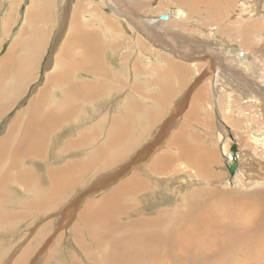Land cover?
<instances>
[{"label":"rangeland","instance_id":"obj_1","mask_svg":"<svg viewBox=\"0 0 264 264\" xmlns=\"http://www.w3.org/2000/svg\"><path fill=\"white\" fill-rule=\"evenodd\" d=\"M32 1L0 0V106L7 101L8 96L17 94L11 105L0 113V264H94L89 258L97 256L104 249L110 251L104 244L108 235L100 229L88 230L89 223L93 221L82 222L81 215L85 214V206L94 204L92 202L98 204L92 206L93 211L89 209L90 216L95 217L94 211H98L97 208L107 210L99 203L106 194L113 195L110 200L120 201L125 205L122 211H127V214L118 216L120 221H113L119 230L116 240H120L131 230L124 223L127 219L142 220L146 215L153 219L156 218L155 213L181 211L187 207L193 211L209 212L208 207H197V202H202L203 198L190 195L197 191L195 189L203 188L202 193L206 195L205 206L211 202L219 205V197L229 194L232 203L229 202L231 207L228 210L235 214L237 222L250 212L246 211L250 210L249 201L253 199L250 196L257 194L259 197V188L264 190V181L263 184L260 182L264 180V149L249 146L245 138L253 132L264 133V84H261L264 81L261 80L256 65L243 68L245 65L238 63L241 64L239 67L234 61L229 63L225 59L237 50H245L247 62H252L253 52L241 46L250 48L248 40L247 43L242 42L245 36L246 39L249 36L257 39V35H260L264 40V0H259L260 12L253 18L248 13V4L253 0H216L219 3L217 2V11L213 16L208 7L197 4L198 0L184 3L177 0L181 4L175 0H115L121 13L115 10L116 6H111L113 2L109 0L107 4L106 0H40L45 5L43 8L49 9L51 14L45 15L48 16L47 19L32 20L29 24L25 20L27 9L39 6V0ZM208 1L211 3V0ZM178 10L184 12L186 20L181 31L180 22L173 16L175 23L165 26L166 29H158L157 22L149 24L143 21L150 18L157 21L159 15H175ZM193 11L195 12L191 13ZM66 13L68 15L64 21ZM76 13L83 21V30L79 32L71 28L74 19L78 18ZM102 15L109 17V20ZM62 23L66 26L65 32L64 28L60 29ZM105 26L108 28L107 32H104ZM88 28L94 31V36ZM209 29L214 33L215 39L210 37L207 32ZM167 30L169 34L179 32L182 38L175 40L172 36L169 37L171 44L179 42L188 46V40L194 39L204 45L203 52L206 53L209 51L207 47H212L216 42L227 44L232 52L227 56L222 52V55L216 57L227 66L230 64L232 74H235L233 77H250L251 80L261 81L254 82L260 95L257 99L260 104H255V108L250 107L243 98L232 97L231 94L229 99L228 89L217 84V65L214 72L209 71L212 56L209 54H201L192 61H183L179 65L182 68L177 78L162 72L161 70L172 71L174 65L173 58L163 52L171 56H182L176 51H179L178 48L160 41L163 35H168ZM143 33H147L149 39H145ZM69 34L72 35V41L65 45ZM141 38L147 47L143 49L145 54L138 55L141 44L138 45L137 40ZM32 46L39 47V51L35 52ZM259 53L263 58L264 49ZM8 55L20 60L21 66L22 58L26 56L33 59V64L28 69L23 64L15 76L4 77L2 72L8 64ZM93 55H98L100 61L91 57ZM151 55L155 58L151 59ZM161 65L163 68L160 70ZM244 71L246 74L242 73ZM242 77L239 82L245 81ZM153 79L161 82V86L153 84ZM178 83H184V88H179ZM95 85L103 86L102 94V88L97 90ZM196 89L199 96L192 97L190 93L181 105L183 90ZM90 90L99 92L97 98H86ZM149 93L154 95L152 101L147 99ZM144 95L145 101L142 99ZM161 95L165 106L150 127L148 113L153 112H146L143 104L148 110L160 111L155 106ZM179 107H182L179 116H183V120H177V116H174ZM45 111L52 118L43 131L20 140L19 136L29 114L35 113L42 122L45 115H41ZM67 111L71 112L60 127L57 116ZM171 120L174 122L170 127ZM99 122H103V125ZM156 124H159L157 128ZM147 126L150 128L147 129ZM121 132H127V136L119 142L116 149L108 151L107 163L94 166L93 154L103 145V140ZM178 133L186 136L189 149L195 148L196 153L202 152L201 163L208 167L205 175L211 177L208 183L195 177L198 174L197 168L192 163L182 164L181 168H175L166 177H159L155 181L143 171L150 158L141 160L136 165L132 163L134 157L143 158L147 149L156 155H163L164 152L179 154L178 147L173 148V151L164 149V145H168ZM26 140L34 149L42 150L44 157L20 152L26 145ZM149 144H153V147H149ZM204 152L207 154H203ZM185 154L193 156L188 150ZM8 159L14 161L16 167L20 161L26 164L22 167L24 171L26 168L32 172L34 166L36 179L30 181L34 185H38L41 177H47V173L53 168L62 170L65 185L59 194L58 205L54 207L53 201L48 197L36 206L35 199L47 194L41 195L37 191L50 187L49 184L45 182L40 187L33 188L16 182L17 180L9 181L5 177ZM180 169L183 172L178 171ZM239 170L244 171L241 173L243 179L250 180L248 175L252 173L250 178L255 181L251 186L236 185ZM135 171L140 178L150 183V193L146 196L140 189L134 188L130 196L126 193L124 199L115 197ZM17 172L13 175H17ZM180 178L187 180V185H183ZM202 193L200 191L201 195ZM224 199L226 198L222 197ZM113 211L107 212L110 214ZM226 216L225 213L218 220L222 223ZM108 224L109 222H104V226ZM75 236L82 239L80 246L76 245ZM92 244L95 246L94 250L91 249ZM169 263L168 259L161 262Z\"/></svg>","mask_w":264,"mask_h":264},{"label":"bare ground","instance_id":"obj_2","mask_svg":"<svg viewBox=\"0 0 264 264\" xmlns=\"http://www.w3.org/2000/svg\"><path fill=\"white\" fill-rule=\"evenodd\" d=\"M109 1L113 2L111 6L112 7L116 6L117 9H115V10L118 13H121L120 11H118V9L120 10L119 4L116 3L115 0H109ZM175 1L178 2L177 0H175ZM181 1H183V3H184V2H188L190 0H181ZM33 2H34V0L32 1V3ZM217 2L218 1H216V0H211V3L208 0H198L197 4L201 5L202 7H208L209 11L211 10L210 11L211 16H213L217 11V8H216ZM107 3H108V0H106L105 4H107ZM178 3L181 4L180 2H178ZM258 3H259V0L258 1L253 0V1L249 2V4H248V8H249L248 13L249 14L251 13L252 18L257 16V12L259 15L260 6L258 5ZM38 4H39V6L37 8L34 9L32 7V9H31V7H30L26 11L25 20L29 24L31 23L32 20L38 21V20H42V19H47L48 16H45V15L50 13L49 9L45 10L43 8L45 5H43L44 3L42 1L39 0ZM194 12L195 11H193L191 13H194ZM176 14H177V16L175 17ZM176 14L175 15H173L171 13H167V15L163 14V15L168 16L167 20H161L160 19V16L162 15L161 14L158 16L157 21H155V19H153V18H150L149 20L148 19L143 20V21H146L149 24L157 22L158 29H160V28L166 29L165 26L175 23V21L172 20V16H173L174 18H176V20H178V22H180L179 23V27H180L179 31H181L182 30L181 26L184 25L186 22V20L184 18L185 15H183L184 12L182 10H178ZM67 15H68V13H66L64 21H66ZM76 15H78V14L76 13ZM51 16L52 15H50L49 18H51ZM237 16H238V13H237ZM263 16H264V14H263ZM103 17L106 20H109V17H107V16H103ZM122 17H123V15H122ZM252 18H250V19H252ZM63 23H62L60 29L65 27L64 26L65 24H63ZM82 25H83V21H81V18L78 15V18L74 19L71 28H74V30L72 29L73 31L79 32V31L83 30ZM133 25H134V27L136 26L135 24H133ZM206 26H208V25H206ZM71 28L69 29V31L71 30ZM28 31L32 32L33 30H28ZM88 31L90 32L91 35L94 36V31H92L91 28H88ZM107 31H108V28H107V26H105L104 32H107ZM207 32H209V35L211 38L215 39V35L211 29L207 30ZM262 32H263L262 35H264V30ZM140 33H141V31H140ZM167 34L168 35H163V37H161L160 41L165 42V44H167L169 46L173 45L168 41V38L171 36L175 40H182L179 32H177L176 34H169V32L167 30ZM260 34H261V32H260ZM142 35L144 36L145 39H149L147 37L148 36L147 33H145V34L143 33ZM165 36L167 37V39H165ZM239 36L241 38H243V36L241 34ZM137 39H138V36H137ZM186 39H187V37H186ZM247 40L249 42L250 48H247L244 46H241V47L245 48L248 51L253 52L252 54L254 55V58L252 59V62H247V55H246L247 51H245V50H237L236 52H234V54L232 53V56H231L229 54L232 52V50L229 49L230 47L227 46V44L222 43V42L221 43L216 42L212 47L206 46L207 48H209L208 53H206V52H203V50H205L204 45H201V43L197 42V40L191 39V40H188L189 41L188 46H185V45L183 46L182 43H179V42H177L175 45H173L179 49V51L178 50H176V51L180 52L182 54V56H180L178 54V56H177L178 58L176 56H174V54H173V56H174L173 57V56H171V54H168L167 52H163L168 57L173 58L174 65H173L172 71L161 70V68H163L162 63H159V64H162L161 66H159V68L166 75H171V76H174L177 78L178 72H180L181 68H182V66H179V65L181 63H183V61H186V62L192 61V59H196L201 54L202 55L203 54L204 55H206V54L212 55L210 57L211 58V61H210L211 65H210L209 71L214 72L215 66L217 65L218 69H217L216 73H217L218 78L216 79V81H217L218 86H222L223 89H225V88L228 89L227 95H228L229 99L231 98V95H232V97L236 96V97L243 98L244 99L243 101H246V103H248L250 105V107L255 108V104H260V102L257 100L260 95L254 87V86H256V83H254V82L261 83V81H259L257 79H256L257 81L251 80L250 77L247 78V77L240 76L243 79H245V81L241 80V82H239L238 80L240 79V77H233V76H235V74H232V70L230 68L231 66L229 64L231 61H234L235 64H237V65H238V63L243 64V66L245 65L243 68H245L246 66H248L249 68L250 67L252 68L253 66L256 65L257 71L260 72V78L262 81H264V57L262 58L261 57L262 55H260V53L258 54V52H261V50L264 49V40L260 37V35H257V39H256V37H253V36H249L246 39V36H245V39L242 42L247 43ZM71 41H72V35L69 34L68 37H66L65 45H69L71 43ZM139 43L141 45H140V48L138 49L139 54L138 53L137 54L138 55L145 54L143 49H146L147 46L146 47L144 46L145 42L142 43V38L139 41L137 40L138 45H139ZM223 44H225L226 48H224ZM227 47H229V48H227ZM32 49L35 52L39 51V47L32 46ZM169 49H171V47ZM215 50L217 53L215 52ZM222 52L225 54V56L229 55L226 57L228 60L227 59H225V60L227 62H229L228 64L230 67L227 66L225 63L221 62L220 59L218 57H216V55H219V56L222 55ZM170 53H173V52H170ZM158 55H159V57L161 56V54H158ZM191 56H193V57H191ZM213 56L216 58L214 59ZM91 57H96L97 61H100V58L98 55H93ZM149 57L151 59L155 58L152 55ZM185 57H188V59H186ZM6 60L8 61V64L5 67L4 71L2 72V76H4V77L15 76L16 73L18 72V70L20 69V67L23 66V64H24L25 69H28L33 64V63H31L33 61V59H31L30 57H27V56H26V58L25 57L22 58V66L20 64V60H18V61L15 60L12 57V55H8ZM179 60L182 62H180ZM217 61H218V64L216 63ZM134 64H135V62H134ZM240 65H238V66L240 67ZM238 66H236V68ZM80 67L84 68L82 64H80ZM132 68H136V67L132 66ZM225 69H227V71H225ZM239 69H241V68H239ZM242 73H245V71ZM157 74H160V73H157ZM200 78H201V76H200ZM148 83H149V85H151L150 81H148ZM152 83L156 84L157 87L161 86V82H157V80H154ZM259 83H257V84L259 85ZM261 84H264V83H261ZM152 86H154V85H152ZM177 86L179 88L183 89L184 83L183 84L178 83ZM95 88L97 90L102 88L100 90L101 94L104 91L103 86L95 85ZM223 89H222V92H223ZM260 91H261V89H260ZM183 92L184 93H183V99L181 101V105L184 103V100L188 97V94L192 93V95H191L192 97L199 96L197 89L193 90V91L183 90ZM98 93H99L98 91L90 90L87 92L86 98H89V99L97 98ZM16 95L17 94H12V95L7 97V99H6L7 101L0 106V113H2L7 108V106L9 107V105H11V103L13 102V99H16ZM263 95H264V93H263ZM153 98H154L153 93H149L147 99H150V101H152ZM142 99H144V101H145V99H146L145 95L142 96ZM234 99H233V101H234ZM162 100H163V96L161 95L158 98L159 102L156 103L157 106H155L156 108H159L160 111H155L154 109L148 110V108H146L147 106L143 104V107H144L146 112H151V111L153 112V113H148V118L150 121V123H149L150 127H151V124L154 125L157 115L162 112L161 110L165 106V103ZM261 100H262V98H261ZM262 104H264V102ZM226 107L230 108L227 105H226ZM240 109H242V108H240ZM261 109H262V107H260V110ZM113 110H115V109H113ZM181 110H182V107L181 108L179 107V109H177L174 112V116H177L176 117L177 120H179L180 118H181V120L185 119V118H182L183 116L182 117L179 116V112ZM115 111H117V110H115ZM194 111H195V109H194ZM70 112L71 111H67L65 113L62 112V113L58 114L57 121L60 123V127L66 121V116ZM41 116H44V119L42 122L39 119V117H37L35 115V113L31 112L29 114V116L27 118L26 125H25L22 133L19 136L20 140L28 139V138H30V137H32V136L43 131L47 122L50 121V119L52 118V115L45 111ZM184 116H185V114H184ZM186 117H187V114H186ZM147 121H148V119H147ZM172 122H174V120H171L170 127L172 125ZM99 123H102L101 125H103V122H99ZM158 125L159 124L155 125L156 128L158 127ZM150 127L147 126L146 128L149 129ZM170 127L165 131L164 136L167 135L166 133H168ZM98 129L100 130V128H98ZM254 130H256V129H254ZM173 131H175V129ZM180 131H181V129H180ZM248 131H251V130H248ZM183 133H181L182 137H181L180 133L175 134V137L171 138V141L168 143V145H164V149H166V150L171 149V151H173V148L178 147L180 149L179 154L178 153L174 154V153H170V152L169 153L164 152L163 155L160 153H159L160 155H156V153L154 154V153L150 152V149H147L144 152L143 158L142 157L141 158L134 157L132 159V163L135 164L141 160H145V159L150 158L149 164L148 165L145 164V166L143 167V169H144L143 171H144V173H146V175H148V174L150 175L151 180L157 179L159 177H162V178L166 177L167 174L173 172L172 171L173 169L181 168L182 164L187 165V163H192L194 165V167L197 168L198 174L195 177H197L198 179L201 178L202 179L201 181H205L206 183H208L210 181L209 178L211 179V177H208L205 175V173H206L205 170H208V167L206 166V164L201 163L202 152L199 151L198 153H196L197 150L195 148L189 149L190 145L185 138L186 136L184 137ZM169 134H171V133L169 132ZM244 134H246V132ZM94 135L97 136L95 131H94ZM126 136H127V132H121L115 136H111L109 139H104L103 143H102L103 145H101L98 148L97 152L95 154H93L94 166L95 165L101 166V163L106 162L108 151L116 149L119 142L123 141L126 138ZM145 139L147 140L150 138H145ZM245 141H246V144H248L249 146L254 145L258 148L264 149V133L263 132H253V133L246 136ZM161 145H163V144H161ZM148 146L153 147V144H149ZM186 150L190 151L193 156L192 157L187 156L185 154ZM20 152H22L24 154L30 153L36 157H38V156H41L42 158L44 157L43 151L38 150V149H34L33 147H31V145H29L27 143V140H26V145L20 149ZM203 154H207V153L204 152ZM13 162L14 161H12L10 159L7 160V170L5 173V177L9 181H12V180L16 181L17 180L16 182H19L23 185H26L28 187H33V188H38V187H40V185L42 183L47 182L50 187H46V188H43V189L37 191L41 195H44L46 193L47 194L40 197V198L35 199L36 200V206L39 204H42V202L49 197L53 201L54 207H56L59 203V197H60L59 194L61 193V191L65 185V176H64L63 171L58 169V168H53L49 173H47L45 170V172L47 173V177H41L38 185H34V184L30 183V181H34L36 179V173H34L35 167L32 166V172L26 168H25L26 171H24V170H22V167L26 164H23L20 161V162H18V166L16 167V165ZM171 165H172V167H170ZM106 166H104V167L106 168ZM124 170H126V168H124ZM181 170L182 169H180L178 171L183 172V170L182 171ZM16 171H18L17 175H13ZM241 173H244V171L242 172L241 170H239V172L237 173L236 185L237 186H245V187L251 186L252 182L255 181L254 179L252 180L250 178V176H253L252 173H251V175L250 174L248 175L246 173L249 176L250 180L243 179L244 177L241 175ZM132 174L133 175L130 176L129 180L125 183V185L119 189L118 195L115 197H122L124 199L126 193H127V196H130L131 193L134 191V188L140 189L142 194L143 195L145 194L146 196L150 193V187H149L150 183L147 182V180L140 178L137 171L133 172ZM159 175H162V176H159ZM244 176H245V174H244ZM180 179H179V181H181L183 183V185L188 183L187 180H185L183 178H180ZM166 180L167 179H165V181ZM246 180H248V181H246ZM263 181H264L263 179H262V181H260L261 184H263ZM130 182H131V184H129ZM202 189L203 188H201L200 190L195 189L197 191L195 193H190V195H192L194 197L201 196L203 198V201L200 203L197 202V207L198 208L208 207L209 212L202 213L201 211H193V210H190L191 208L187 207L185 210H181V211H166L164 213H155L156 218H153V219L149 215H146V218L142 219V220L135 219V218L127 219L124 223L126 224L127 228H129L131 230L124 237H122L120 240H116V237L118 236L119 230H118L117 226L114 224V222L120 221V217H118V216H123V215L127 214V211H122L125 209L124 204H122L120 201H118L116 199L110 200L113 197V195L106 194L105 197H103L102 199L99 200L100 201L99 203H100V206H102L104 208V210H105V208H107V210L103 211V210H101V208H97L98 211H94L95 217L90 216L88 211L90 208H91V211H93L92 206L98 204V202L96 204H95V202H92L94 204L85 206V211H84L85 214L81 215V221L82 222L85 220L93 221V223H91V222L89 223V229L88 230L100 229L102 232H105L106 233L105 235H108V238H106V241L104 242V244H105L106 248H108V250H110L109 252H107V250H105L103 247V249H104L103 252H100V254L98 253V255H97L99 257H97L96 255H93V257H91L89 259L94 264H161V262L164 259H168V261H170L169 264H254L253 262H255L256 264H264V190L259 188L260 189L259 190V193H260L259 197L257 194L250 196L253 198L249 201V209L250 210H246V211H250V212L248 214H246L241 220H238L239 222H237L235 214L232 211L229 212V210H228V208L231 207L229 202L232 201L231 196L229 194H224L223 196L219 197V201L221 202V204L216 205L214 202H211V203L207 204V206H205L204 201L206 200V195L205 194L203 195ZM200 191H201L202 195L200 194ZM189 197H191V196H189ZM222 197H225L226 199L222 200ZM107 204L110 206L105 207V205H107ZM45 205H48V204H45ZM174 205H175V203H174ZM222 205H226V206L222 207ZM222 209H223V211H220ZM111 210H114V211L109 214L107 211H111ZM225 213L227 214V216L225 217V220L222 221V223H221L218 220V218H223ZM104 222H109V224L104 226ZM92 224L95 227L92 226ZM150 227H151V230H150ZM103 238H104V236L101 237V240H103ZM75 243L77 246H80L82 243V239L78 236H75ZM93 247H95V246L92 244L91 249H93ZM74 248H75V246H74ZM175 250H176V253H178L179 251L181 253L176 254V253H174ZM111 251H113V252H111ZM253 259H257L261 262L254 261Z\"/></svg>","mask_w":264,"mask_h":264},{"label":"water","instance_id":"obj_3","mask_svg":"<svg viewBox=\"0 0 264 264\" xmlns=\"http://www.w3.org/2000/svg\"><path fill=\"white\" fill-rule=\"evenodd\" d=\"M160 19H161V20H167V19H168V16H166V15H161V16H160Z\"/></svg>","mask_w":264,"mask_h":264},{"label":"crops","instance_id":"obj_4","mask_svg":"<svg viewBox=\"0 0 264 264\" xmlns=\"http://www.w3.org/2000/svg\"><path fill=\"white\" fill-rule=\"evenodd\" d=\"M63 28H64V32H65L66 26H65V27H63ZM236 177H237V175H236Z\"/></svg>","mask_w":264,"mask_h":264}]
</instances>
